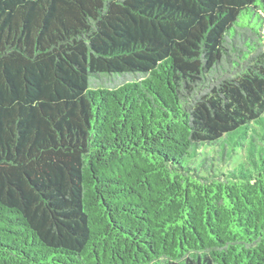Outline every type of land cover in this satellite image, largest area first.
<instances>
[{"label":"trees","instance_id":"obj_1","mask_svg":"<svg viewBox=\"0 0 264 264\" xmlns=\"http://www.w3.org/2000/svg\"><path fill=\"white\" fill-rule=\"evenodd\" d=\"M0 264H264V0H0Z\"/></svg>","mask_w":264,"mask_h":264}]
</instances>
